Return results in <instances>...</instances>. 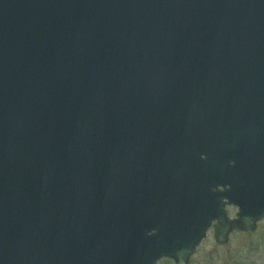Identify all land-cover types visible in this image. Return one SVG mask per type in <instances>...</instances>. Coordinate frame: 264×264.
I'll return each instance as SVG.
<instances>
[{
  "label": "water",
  "instance_id": "water-1",
  "mask_svg": "<svg viewBox=\"0 0 264 264\" xmlns=\"http://www.w3.org/2000/svg\"><path fill=\"white\" fill-rule=\"evenodd\" d=\"M260 58L264 0H0V264H187L212 220L253 230Z\"/></svg>",
  "mask_w": 264,
  "mask_h": 264
},
{
  "label": "rangeland",
  "instance_id": "rangeland-1",
  "mask_svg": "<svg viewBox=\"0 0 264 264\" xmlns=\"http://www.w3.org/2000/svg\"><path fill=\"white\" fill-rule=\"evenodd\" d=\"M229 217H234L237 209L226 207ZM156 264H174L171 259H160ZM189 264H264V219L256 229L243 232L235 229L225 243H217L212 228L199 244L197 252Z\"/></svg>",
  "mask_w": 264,
  "mask_h": 264
},
{
  "label": "bare ground",
  "instance_id": "bare-ground-1",
  "mask_svg": "<svg viewBox=\"0 0 264 264\" xmlns=\"http://www.w3.org/2000/svg\"><path fill=\"white\" fill-rule=\"evenodd\" d=\"M260 60H261L262 62H264V59H263V58H262V59L260 58ZM253 80H254L253 82H256V81L258 80V77H257V78L254 77ZM122 248H123V246L121 245V246H119L118 249L114 252V250L116 249V246H114L113 248H111V249L109 250V255L111 256V260L114 261V264H115L116 262H118V261L121 259V256H122ZM102 256H105V255H102Z\"/></svg>",
  "mask_w": 264,
  "mask_h": 264
}]
</instances>
